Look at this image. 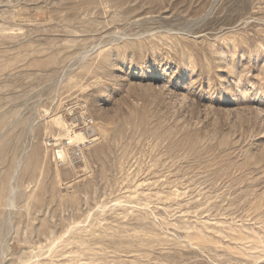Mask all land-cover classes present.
<instances>
[{
    "label": "rangeland",
    "instance_id": "rangeland-1",
    "mask_svg": "<svg viewBox=\"0 0 264 264\" xmlns=\"http://www.w3.org/2000/svg\"><path fill=\"white\" fill-rule=\"evenodd\" d=\"M0 264H264V0H0Z\"/></svg>",
    "mask_w": 264,
    "mask_h": 264
},
{
    "label": "built area",
    "instance_id": "built-area-1",
    "mask_svg": "<svg viewBox=\"0 0 264 264\" xmlns=\"http://www.w3.org/2000/svg\"><path fill=\"white\" fill-rule=\"evenodd\" d=\"M85 123H86V126H88L89 124L92 123V120H91V119H88ZM79 156H80V152H79V150L76 149L75 152H74V154H73V157L76 159V158H78ZM57 159H58V161H59L60 163L63 162V157H62L61 154H58V155H57Z\"/></svg>",
    "mask_w": 264,
    "mask_h": 264
}]
</instances>
